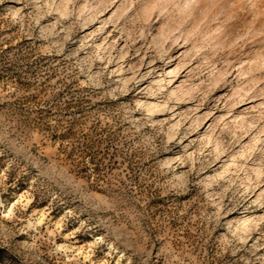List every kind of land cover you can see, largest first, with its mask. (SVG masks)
I'll return each mask as SVG.
<instances>
[{
	"label": "rangeland",
	"instance_id": "obj_1",
	"mask_svg": "<svg viewBox=\"0 0 264 264\" xmlns=\"http://www.w3.org/2000/svg\"><path fill=\"white\" fill-rule=\"evenodd\" d=\"M242 8L241 0H0V55L19 49L40 74L0 79L4 93L35 97L0 99V149L16 146L0 151V264H140L118 225L54 195L47 172L17 159L47 139L54 120L68 130L67 99L77 119L99 105L95 126L83 120L73 133L88 125L102 143L126 146L132 136L145 166L179 197L163 204L169 224L204 229L209 254L222 252L218 264L249 260L246 249L264 243V17ZM34 82L46 84L39 95ZM105 92L120 103L93 95ZM50 170L60 176L55 161Z\"/></svg>",
	"mask_w": 264,
	"mask_h": 264
},
{
	"label": "clouds",
	"instance_id": "obj_2",
	"mask_svg": "<svg viewBox=\"0 0 264 264\" xmlns=\"http://www.w3.org/2000/svg\"><path fill=\"white\" fill-rule=\"evenodd\" d=\"M241 3L242 10L248 11L254 18L264 17V0H241ZM161 8H164L162 2L158 4V13ZM149 19L155 21L156 18ZM168 19L167 16L160 15L161 24ZM176 31L179 32L180 28L177 27ZM0 52H3V49H0ZM39 78L38 72L33 75L32 66L27 63L26 57H23L19 49L13 55H0V79L8 80L11 84L22 79L38 80ZM55 83L52 81L53 85ZM45 86L43 82H34L30 85L37 95L43 92ZM93 95L97 101H103L106 105L110 96L115 104L120 103L115 95L107 92L102 96L99 93ZM6 96L14 101L9 104L35 99L27 93L21 94L17 88L11 86L9 93L0 90V99ZM56 100L59 106V97ZM72 104L73 101L67 99L62 111L63 121L67 123L68 130L63 131V123L58 125L54 120L55 126L47 132V139L41 137L36 141H30V151L19 154L17 159L30 169L34 168L38 173L47 172L48 175L41 179L52 189L54 195L74 202L78 208L93 218L118 225L120 234L131 238L140 256V264H218L217 257L222 256V252H216L215 256L209 254L210 249H207L208 239L204 229L189 230L187 227L181 229L174 223H168L167 217L163 214V204L179 197L163 188L159 179L149 171L151 165L145 166L143 153L135 146L132 136L127 137V146L124 140L102 143L100 139H95L97 133L88 127V125L95 126L96 117L92 114V108L99 107L96 101L88 106L87 114L84 109H80L81 119H77L75 113L67 111ZM101 119L104 124L117 120L115 116L114 121H109L105 117ZM83 120H87L88 125H83L82 131L77 129L73 133L72 125L82 124ZM58 128L62 133L60 136L56 135ZM89 137L94 138V141L88 142L86 138ZM57 139L61 143H54ZM15 149L16 146L9 142L0 151L11 154ZM52 161L56 162L60 176H53L50 170ZM61 176H72L74 179L69 183ZM257 179L260 183H264V180ZM249 214L251 212L245 213V215ZM247 238L245 236V243ZM260 248H264V243L246 249L251 251V257L245 264H264V254L257 255ZM153 251L158 255H153Z\"/></svg>",
	"mask_w": 264,
	"mask_h": 264
}]
</instances>
